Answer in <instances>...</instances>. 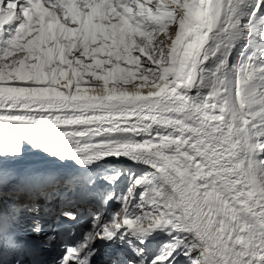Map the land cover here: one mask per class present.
Masks as SVG:
<instances>
[{"label": "snow or ice", "instance_id": "snow-or-ice-1", "mask_svg": "<svg viewBox=\"0 0 264 264\" xmlns=\"http://www.w3.org/2000/svg\"><path fill=\"white\" fill-rule=\"evenodd\" d=\"M0 264H264V0H0Z\"/></svg>", "mask_w": 264, "mask_h": 264}, {"label": "bare ground", "instance_id": "bare-ground-1", "mask_svg": "<svg viewBox=\"0 0 264 264\" xmlns=\"http://www.w3.org/2000/svg\"><path fill=\"white\" fill-rule=\"evenodd\" d=\"M37 162L38 163L36 165H40V166H43V167H48V163H47L46 158H44L41 155L39 156V160Z\"/></svg>", "mask_w": 264, "mask_h": 264}]
</instances>
